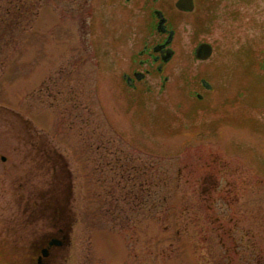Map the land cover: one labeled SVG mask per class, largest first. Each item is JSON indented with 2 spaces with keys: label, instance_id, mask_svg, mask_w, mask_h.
Listing matches in <instances>:
<instances>
[{
  "label": "rangeland",
  "instance_id": "obj_1",
  "mask_svg": "<svg viewBox=\"0 0 264 264\" xmlns=\"http://www.w3.org/2000/svg\"><path fill=\"white\" fill-rule=\"evenodd\" d=\"M196 1L129 90L151 2L32 0L0 52V264H30L59 211L55 264H264V0Z\"/></svg>",
  "mask_w": 264,
  "mask_h": 264
},
{
  "label": "flooded vegetation",
  "instance_id": "obj_2",
  "mask_svg": "<svg viewBox=\"0 0 264 264\" xmlns=\"http://www.w3.org/2000/svg\"><path fill=\"white\" fill-rule=\"evenodd\" d=\"M148 1L151 3L148 6H144V8H150L148 9L152 19L150 36L155 38L149 45L146 44L147 46L140 51L139 54L143 55L144 58L133 59L132 57L133 61L129 64V70L122 75V80L129 90L138 89L142 82L147 83L146 77L154 75V72L159 74L164 71L165 65L169 63L175 55L172 44L176 36V29L172 19L177 21L183 14L192 13L195 9V5H197L196 0H191L193 10L186 11L177 7L179 0L171 1L173 17H170L165 13L163 0ZM164 19V24H160ZM171 33H173V35L171 41L168 42ZM203 43L209 42H200V44ZM56 215L57 219L53 227L56 232L53 231L36 237L32 242V246L30 247V251L32 252L30 264H55L62 259L70 237L65 227L58 226L59 221L63 219V217L60 216V211L57 212Z\"/></svg>",
  "mask_w": 264,
  "mask_h": 264
},
{
  "label": "trees",
  "instance_id": "obj_3",
  "mask_svg": "<svg viewBox=\"0 0 264 264\" xmlns=\"http://www.w3.org/2000/svg\"><path fill=\"white\" fill-rule=\"evenodd\" d=\"M6 2L8 5H6L4 11L0 13V52L5 48V44L7 45L8 40L5 38L10 37L13 30L15 29L14 27L19 25L22 20L30 17L33 10L31 9L32 0H6ZM134 173H137L140 176L139 172ZM122 175L123 178L126 177V179L129 181H133L137 178L136 174L132 175L128 173V171H126V175L124 173H122ZM130 183L132 184L133 182ZM216 184L217 182H215L214 186H216ZM150 188H152V186ZM130 193H133L134 195L136 194L138 199L143 198V200H145L152 198V194L149 190H147L144 180L140 181L138 186L136 183H134L131 190L128 191V194Z\"/></svg>",
  "mask_w": 264,
  "mask_h": 264
},
{
  "label": "water",
  "instance_id": "obj_4",
  "mask_svg": "<svg viewBox=\"0 0 264 264\" xmlns=\"http://www.w3.org/2000/svg\"><path fill=\"white\" fill-rule=\"evenodd\" d=\"M177 7L179 9L186 10V11L193 10V5L191 3V0H179L177 3ZM164 22H165V19L161 21L160 24H164ZM172 35L173 33H171V36L168 42L171 41ZM212 53H213V48L210 44H207V43H203L199 45L197 49L195 50V56L198 60H207L211 57ZM203 84L207 89H210V85L205 80L203 81ZM2 160L5 161L6 160L5 157H2ZM42 264H45V263H42Z\"/></svg>",
  "mask_w": 264,
  "mask_h": 264
}]
</instances>
